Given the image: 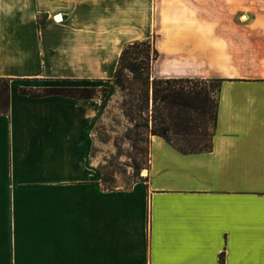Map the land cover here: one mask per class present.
Here are the masks:
<instances>
[{
    "label": "crops",
    "instance_id": "obj_1",
    "mask_svg": "<svg viewBox=\"0 0 264 264\" xmlns=\"http://www.w3.org/2000/svg\"><path fill=\"white\" fill-rule=\"evenodd\" d=\"M134 40L153 78L218 81L216 117L207 147L152 134L147 176L108 189L110 95L20 89L112 81ZM0 77V264H264V0H0Z\"/></svg>",
    "mask_w": 264,
    "mask_h": 264
},
{
    "label": "rangeland",
    "instance_id": "obj_2",
    "mask_svg": "<svg viewBox=\"0 0 264 264\" xmlns=\"http://www.w3.org/2000/svg\"><path fill=\"white\" fill-rule=\"evenodd\" d=\"M152 82L145 85L125 69L122 85L114 80L40 79L26 81L22 88L34 92L71 89L75 94L87 89L102 98L110 95L98 133L102 183L105 188L115 189L129 188L147 176L153 132L162 133L187 149L209 145L218 81L183 79L159 81L156 85Z\"/></svg>",
    "mask_w": 264,
    "mask_h": 264
},
{
    "label": "trees",
    "instance_id": "obj_3",
    "mask_svg": "<svg viewBox=\"0 0 264 264\" xmlns=\"http://www.w3.org/2000/svg\"><path fill=\"white\" fill-rule=\"evenodd\" d=\"M45 20V16L39 19V23ZM159 56L158 50L153 46L152 42L149 40H134L125 45L118 62L117 70L112 80L115 81L116 84H123V76L125 69L130 70L136 80H142L143 84L149 85L151 84L152 77V65L156 58ZM171 80L179 81L183 80L179 79H171V78H153V84L156 85L159 81H164L169 83ZM190 80V79H189ZM22 93L29 94L32 96H43L50 94H62L72 97L79 98H90L93 97L87 89H83L82 93L75 94L71 89H61L56 90L54 88L46 89L43 92L39 90L34 91H26L24 88L20 89ZM10 79L6 77H0V113H7L9 108V100H10ZM216 117V114H215ZM215 120V119H214ZM153 134H159L164 136L166 139V135L162 133L153 132ZM170 140V139H168Z\"/></svg>",
    "mask_w": 264,
    "mask_h": 264
},
{
    "label": "bare ground",
    "instance_id": "obj_4",
    "mask_svg": "<svg viewBox=\"0 0 264 264\" xmlns=\"http://www.w3.org/2000/svg\"><path fill=\"white\" fill-rule=\"evenodd\" d=\"M146 172V171H145Z\"/></svg>",
    "mask_w": 264,
    "mask_h": 264
}]
</instances>
